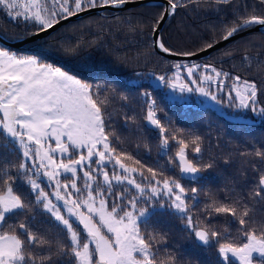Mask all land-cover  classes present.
I'll return each mask as SVG.
<instances>
[{
	"label": "snow or ice",
	"instance_id": "1",
	"mask_svg": "<svg viewBox=\"0 0 264 264\" xmlns=\"http://www.w3.org/2000/svg\"><path fill=\"white\" fill-rule=\"evenodd\" d=\"M130 2L0 0V13L21 28L19 33L0 31V41L10 42L0 44V264H178L167 233L154 228V218L165 214L179 219L198 244L218 246L217 264H264V222L253 220L248 206L250 200L264 201V171L253 163L258 178L251 190L225 188L220 199L202 183L204 172L215 165V160L200 163L203 137L172 127L168 116V123L162 122V109L149 91L139 92L145 101L142 118L157 132L158 154L167 157L179 178L166 175L159 161L155 167L143 164L126 150L106 115L111 86L89 82L72 67L80 45L65 46L56 35L58 26L82 13ZM189 6L217 15L230 12L232 18L210 25V41L196 50L176 51L159 37V26ZM154 7L162 11L152 18L149 55L195 57L243 32L264 28V0H163ZM146 26L143 20L128 22L133 33L143 34ZM25 43L35 48L11 46ZM251 46V41L245 43L242 57L249 67ZM239 50L223 49L210 59L222 65ZM53 57L55 62H47ZM261 67L264 61L257 64ZM151 75L180 94L175 99L195 92L241 116L250 112L264 118V80L233 76L212 62H175L170 71ZM119 98L128 100L122 93ZM124 120L135 122L136 116L125 114ZM144 148L151 155L147 143ZM139 149L137 143V155ZM253 149L240 155L246 163L264 165V151L255 144ZM21 186L27 191H20ZM37 210L56 233L35 223ZM12 219L17 222L9 223ZM217 219L236 224L235 231L217 227L212 223Z\"/></svg>",
	"mask_w": 264,
	"mask_h": 264
},
{
	"label": "trees",
	"instance_id": "2",
	"mask_svg": "<svg viewBox=\"0 0 264 264\" xmlns=\"http://www.w3.org/2000/svg\"><path fill=\"white\" fill-rule=\"evenodd\" d=\"M154 4L156 3L142 4L118 11L104 9L99 13L89 14L60 25L56 35L65 46L80 45L79 55L71 63L82 78L89 82L99 81L111 86L108 91L109 112L106 115H111L114 130L124 141L125 148L131 155L149 167H155L156 162L159 161L160 165L164 166L162 170H165L166 175L179 178L178 173L168 167L167 157L158 154L157 132L148 127L142 118L145 115V101L139 96V92L149 91L152 99H155L162 109L159 113L162 122L168 123L165 120V116H168L171 118L172 127L185 129L189 133L203 137L200 163L205 164L215 160L214 167L204 172L202 181L207 184L211 192L219 193V198L223 199L221 190L225 188L234 186L241 192L250 191L258 178L257 173L252 171L251 165L255 163L261 171H264V165L255 160L246 163V158L240 153L254 151L253 144L264 151V118L260 117L258 121L252 122L234 120L210 105L198 104L197 98L193 95L188 101L173 99L167 95V87L164 84L158 85L159 81L153 79L151 74L157 76L164 74L170 71L171 63L175 62H212L216 63L217 67L222 66L224 71L230 72L233 76L240 75L242 78L256 79L260 82L264 80V67L258 69L257 64L264 61V47L260 46L264 44V35H262L264 31L252 30L240 35L203 58L174 59L160 52L149 55L153 52V49L147 46L150 42L152 18L162 11L154 7ZM117 17L119 20L116 19ZM231 18L230 12L217 15L211 11H204L203 8L195 11L189 6L188 9H179L176 14L167 18L161 30V39L176 51H194L203 42L210 41L213 34L210 25L218 26L222 19ZM141 20L147 21L143 34L128 30L129 21L135 25ZM0 25H3L0 31L10 33L21 31L20 26L11 23L3 13H0ZM73 25L77 26L73 27ZM217 38H219L218 34ZM249 41L253 45L247 49V54L251 58L250 67L242 60L244 45ZM12 48L24 51L35 48V45L26 43L24 46H12ZM227 48L240 50L234 52L231 58L225 57L222 65L215 59H210ZM52 51L59 52L61 56L67 55L61 49L53 48ZM137 53L143 55H136ZM55 60L56 58L53 57L47 62H55ZM137 84H142V87H135ZM121 93L128 96L127 101L119 98ZM199 101L204 103L209 99L202 96ZM221 108L226 113H236ZM125 114L130 117L135 115V122L126 124ZM137 143L140 144L139 155L135 150ZM145 143L151 148V155H146ZM175 150L173 147L169 155H173ZM181 182L188 186L186 180ZM20 191L25 192L27 188L21 186ZM248 206L253 220L257 223L264 222V201L250 200ZM35 216V223L41 229H51L53 234L58 231L38 210L35 211ZM16 222L15 219L9 221V223ZM153 223L155 229L167 233L169 251L176 255L178 264H217L218 246L205 247L198 244L184 229L179 219L165 214L154 218ZM212 223L221 229L229 227L233 232L237 227L236 224H228L223 219L214 220Z\"/></svg>",
	"mask_w": 264,
	"mask_h": 264
},
{
	"label": "water",
	"instance_id": "3",
	"mask_svg": "<svg viewBox=\"0 0 264 264\" xmlns=\"http://www.w3.org/2000/svg\"><path fill=\"white\" fill-rule=\"evenodd\" d=\"M157 2H163V0H133V2H130L128 3L127 5L121 7V8H114V7H107L105 9H111V10H114V11H118V10H122V9H125V8H129V7H133V6H138V5H142V4H153V3H157ZM104 9H96V10H92V11H88V12H85V13H82L80 14L78 17H73L71 18L70 20L68 21H71V20H75V19H79V18H82L86 15H89V14H94V13H99L100 11H102ZM170 16V15H169ZM167 16V18L169 17ZM167 18L160 24L159 26V37L161 38V30L167 20ZM66 21V22H68ZM64 22V23H66ZM63 23V24H64ZM59 27V26H58ZM252 30H261V31H264V28H253ZM251 30V31H252ZM246 33H249V32H243L241 33L240 35H243V34H246ZM238 35V36H240ZM238 36H235L233 38H231L230 40L228 41H224V42H221L219 44L216 45V47H214L213 49H209L208 51L206 52H201L199 55L195 56V57H183V56H179V55H171V54H167V53H162L163 55L167 56V57H170V58H174V59H197V58H203L205 56H209L210 53L214 50V49H217L225 44H227L229 41L235 39L236 37ZM1 43L5 44V45H9L10 42L9 41H0ZM26 44V43H25ZM25 44H14V45H11L13 47H21V46H24Z\"/></svg>",
	"mask_w": 264,
	"mask_h": 264
},
{
	"label": "rangeland",
	"instance_id": "4",
	"mask_svg": "<svg viewBox=\"0 0 264 264\" xmlns=\"http://www.w3.org/2000/svg\"><path fill=\"white\" fill-rule=\"evenodd\" d=\"M15 50V49H13ZM158 85H162L161 82H157ZM167 95H169L171 98L175 99L174 97L177 96V95H180L178 93H174L170 88L167 87ZM183 95V99H178V100H185V101H188V100H191L192 98V95L197 98L198 100V104L200 105H204V104H207V105H210L214 108H216L220 113L228 116L229 118L231 119H234V120H240V121H258L260 119L259 116H256L255 114H246V115H243L241 116L240 114L238 113H226L221 107L220 105L216 104L215 102H212L211 100L207 101V102H200L199 99L200 97H202L199 93H184L182 94ZM47 190V189H46Z\"/></svg>",
	"mask_w": 264,
	"mask_h": 264
}]
</instances>
